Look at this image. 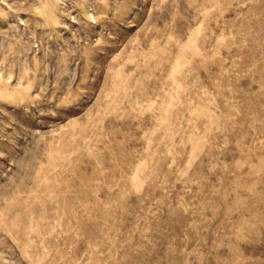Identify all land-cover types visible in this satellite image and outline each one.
Masks as SVG:
<instances>
[{
    "label": "rangeland",
    "instance_id": "374dc122",
    "mask_svg": "<svg viewBox=\"0 0 264 264\" xmlns=\"http://www.w3.org/2000/svg\"><path fill=\"white\" fill-rule=\"evenodd\" d=\"M0 264H264V0H0Z\"/></svg>",
    "mask_w": 264,
    "mask_h": 264
}]
</instances>
